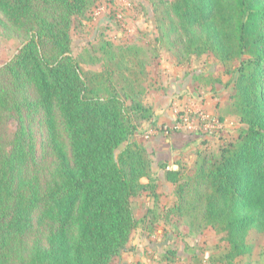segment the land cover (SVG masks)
Instances as JSON below:
<instances>
[{"label": "trees", "instance_id": "trees-1", "mask_svg": "<svg viewBox=\"0 0 264 264\" xmlns=\"http://www.w3.org/2000/svg\"><path fill=\"white\" fill-rule=\"evenodd\" d=\"M94 2L0 0V36L20 42L0 65V264H112L125 250L139 223L131 199L157 197L134 134L154 116L144 81L161 50L178 65L212 56L232 75L236 138L199 153L193 169L165 170L175 201L158 219L211 227L219 261L236 264L264 238V0L166 1L153 5L152 43L106 38L74 56L71 29Z\"/></svg>", "mask_w": 264, "mask_h": 264}, {"label": "rangeland", "instance_id": "rangeland-1", "mask_svg": "<svg viewBox=\"0 0 264 264\" xmlns=\"http://www.w3.org/2000/svg\"><path fill=\"white\" fill-rule=\"evenodd\" d=\"M166 1L170 2L172 0H95L92 7L93 14L91 19L80 25L76 24L71 29V50L73 55L78 56L90 45L97 44L98 41L106 38L116 44L137 43L139 45H147L148 43H152L156 34L152 17L153 5L162 9V4ZM97 11L99 13L95 14ZM19 45L20 42L16 38H5L0 36V65L13 56ZM162 52L167 53L161 50L159 54ZM172 58L175 59L174 57ZM155 61L156 60H154L148 68L152 66ZM189 63L192 64L193 70L198 69L201 72V75H199L200 81L197 83L202 91H209L210 94H212L214 84L222 85L224 89L223 84L225 85L231 79V74H224L223 64L212 56L201 55L198 57L192 55L189 62H185L182 65L185 66ZM236 65L237 63L232 61L228 63L227 67L233 69ZM82 67L85 70L92 71L100 69L99 64H83ZM148 68L147 76L144 81L145 87L149 84L148 78L150 73ZM190 71L192 70H189V72ZM215 78L219 79L222 83H213L212 81ZM225 87L227 86L225 85ZM198 95L201 94L199 93ZM197 103L199 102L196 101L193 106L183 107L181 113L176 116V123L174 125L177 127L176 124H178L179 116L184 110L187 111L188 109H202L207 115L219 119L220 127L217 132L195 133L188 129L181 128L177 130H182L189 135L194 134L197 136L192 141L197 149L193 150V152H189L190 155H192V153L196 154L198 151H200V154L216 152L220 146L225 144L222 143L217 146L216 140H220L219 138L221 135H224L226 128L228 130V135H230L228 138L229 141L236 138L238 128L240 127L239 117L231 112L232 101L230 98L227 102V110L231 116H229L230 119L226 120V122L221 121L217 114H209L205 108H202L201 105H197ZM6 125V134L10 135L16 127V122L13 118H10ZM33 129L36 138V156L40 157L45 147L44 137L38 126H34ZM168 131L169 129L167 128L164 133L169 134ZM206 136L211 138L209 139ZM197 158L198 155L196 159ZM195 164L196 162L189 168L187 166H183V168L188 170L193 169ZM159 189L161 191L159 193L157 192L159 198H156L152 205L155 209V213H147L148 218L146 219L143 214V208L147 207V199L145 197H137L132 200V209L139 221L136 228L137 231H133L125 250L119 256L113 258L112 264H125L127 262L125 258L129 255V252H132L130 257L131 261L129 260L130 263L136 261L137 258L143 259L144 256L142 255L148 254V257H144L147 258V264H222L219 261V257L223 253V250L216 247L218 244V234H216L211 227L201 225L194 230H190L185 223L171 227L168 224L162 225L158 221L157 210H160V207L170 206L173 202L169 188L162 186L159 187ZM148 232H151L153 234L152 236H155L152 237L153 240L151 241L153 242L148 240L150 236V234H147ZM144 241L157 244L155 251H148L145 249ZM253 241L257 242L255 239H253ZM235 263L264 264V238L258 241L250 254L237 258Z\"/></svg>", "mask_w": 264, "mask_h": 264}, {"label": "crops", "instance_id": "crops-1", "mask_svg": "<svg viewBox=\"0 0 264 264\" xmlns=\"http://www.w3.org/2000/svg\"><path fill=\"white\" fill-rule=\"evenodd\" d=\"M192 68L191 63L185 66L176 64L175 59L165 52H162L155 63L148 68L150 74L148 78L149 84L146 86L147 95L145 103L152 107L154 117L151 122H143L141 124L139 130L134 134V139L141 142L151 154V175L155 178L157 187L155 194L157 199L159 198L158 193L161 192L159 187L165 186L170 189L171 198L173 202L175 201L173 193L174 186L165 180V170L174 169V166L177 169L179 165L182 167L187 166L188 168L193 166L200 152L198 151L196 154L192 153V155L189 154V152L197 149L195 144L192 143L197 136L194 134L189 135L182 130L177 131L179 128L174 125L176 123V116L181 113L182 108L185 106H193L198 101L199 103L197 105H201L209 114H217L223 122H226V120L230 119L229 116H231L227 110L231 85L225 87L223 84V89L222 85L214 84L212 94L209 91H202L197 83L200 81L199 75H201V72L198 69L193 70ZM189 70L192 71L189 72ZM198 92L201 95H198ZM167 128L169 129V134L164 133ZM227 132L228 130L226 128L224 135H221L219 138L220 140H216L217 146L229 141L228 138L230 135ZM207 138L210 139L211 137ZM141 181L147 183L148 179L142 178ZM137 197H145L147 199V207L143 208V214L146 218H148L146 216L148 211L155 213L152 205L156 198H154L151 192H142L133 197L131 202ZM167 207L169 206L160 207V210H157L158 216ZM158 221L162 225H165L161 218ZM134 231L137 230L134 229ZM147 234H150L148 238L150 241L153 240L152 237H155L152 236L153 234L151 232ZM150 241H144L145 249L155 251L157 244L150 243ZM131 254L132 252H129V255L126 256L127 259L125 258V260L127 262L125 264H130ZM147 255L143 254L142 256L145 257ZM144 257L143 259L137 258L136 261L147 264V258Z\"/></svg>", "mask_w": 264, "mask_h": 264}, {"label": "built area", "instance_id": "built-area-1", "mask_svg": "<svg viewBox=\"0 0 264 264\" xmlns=\"http://www.w3.org/2000/svg\"><path fill=\"white\" fill-rule=\"evenodd\" d=\"M97 11L95 14H98ZM177 127L188 129L195 133L217 132L220 127L219 119L207 115L202 109L184 110L179 116Z\"/></svg>", "mask_w": 264, "mask_h": 264}, {"label": "water", "instance_id": "water-1", "mask_svg": "<svg viewBox=\"0 0 264 264\" xmlns=\"http://www.w3.org/2000/svg\"><path fill=\"white\" fill-rule=\"evenodd\" d=\"M176 168V166H174V169Z\"/></svg>", "mask_w": 264, "mask_h": 264}]
</instances>
